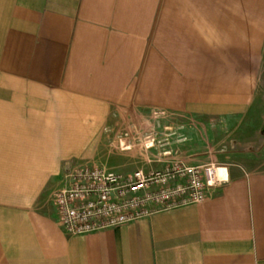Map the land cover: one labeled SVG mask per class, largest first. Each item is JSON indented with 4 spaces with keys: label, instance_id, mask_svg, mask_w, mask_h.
Masks as SVG:
<instances>
[{
    "label": "crops",
    "instance_id": "1",
    "mask_svg": "<svg viewBox=\"0 0 264 264\" xmlns=\"http://www.w3.org/2000/svg\"><path fill=\"white\" fill-rule=\"evenodd\" d=\"M263 64L264 0H0V264H264ZM149 110L236 120L225 181L64 234L50 199L66 171L114 113Z\"/></svg>",
    "mask_w": 264,
    "mask_h": 264
},
{
    "label": "built area",
    "instance_id": "2",
    "mask_svg": "<svg viewBox=\"0 0 264 264\" xmlns=\"http://www.w3.org/2000/svg\"><path fill=\"white\" fill-rule=\"evenodd\" d=\"M218 169L213 163L187 166L176 160L166 161L158 171L137 170L126 176L96 167L70 169L51 197L58 226L67 236H83L200 204L210 189L225 181L217 177Z\"/></svg>",
    "mask_w": 264,
    "mask_h": 264
},
{
    "label": "rangeland",
    "instance_id": "3",
    "mask_svg": "<svg viewBox=\"0 0 264 264\" xmlns=\"http://www.w3.org/2000/svg\"><path fill=\"white\" fill-rule=\"evenodd\" d=\"M260 87L264 96V64ZM117 114L114 113L115 121L111 127L100 129V137L91 145L93 154L88 152L70 169L96 167L120 176L137 170L148 173L161 170L168 160L180 161V152L187 147L192 162L205 155L206 164L219 167L226 163L222 157L229 155L231 147L235 146L237 124L231 117L177 116L166 111L149 110L128 112L126 121L122 119L124 115ZM242 140L246 142V137ZM121 145L129 149L124 150ZM243 149H246V143ZM166 153L169 156H165Z\"/></svg>",
    "mask_w": 264,
    "mask_h": 264
},
{
    "label": "bare ground",
    "instance_id": "4",
    "mask_svg": "<svg viewBox=\"0 0 264 264\" xmlns=\"http://www.w3.org/2000/svg\"><path fill=\"white\" fill-rule=\"evenodd\" d=\"M224 173H225V172H224L223 169H218V170L216 171L217 177H219V178L223 177Z\"/></svg>",
    "mask_w": 264,
    "mask_h": 264
}]
</instances>
